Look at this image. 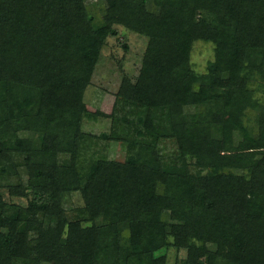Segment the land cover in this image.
<instances>
[{"label": "trees", "instance_id": "obj_1", "mask_svg": "<svg viewBox=\"0 0 264 264\" xmlns=\"http://www.w3.org/2000/svg\"><path fill=\"white\" fill-rule=\"evenodd\" d=\"M91 1L0 0V264H264V0ZM117 27L147 46L94 137L84 93Z\"/></svg>", "mask_w": 264, "mask_h": 264}, {"label": "rangeland", "instance_id": "obj_2", "mask_svg": "<svg viewBox=\"0 0 264 264\" xmlns=\"http://www.w3.org/2000/svg\"><path fill=\"white\" fill-rule=\"evenodd\" d=\"M91 4L96 9V11L93 9V12L97 15L102 4L96 0H92ZM117 30L118 36L107 38L90 84L84 93L83 109L86 111V115L83 116L81 129L86 135L98 137L102 133L109 134L111 129L109 116L123 75L130 79L137 76L147 46L146 37L127 31L122 27H117ZM123 44L127 46V50L122 47ZM212 60L211 45L200 42L194 43L191 64L196 72H205L207 63ZM93 143L95 144L88 149V154L96 153L99 156L104 153L108 159L117 162H122L127 157L126 143L116 141L106 143L103 140H97ZM160 149L164 155H167L173 151V145L169 141H164L161 143ZM20 203H24V201L20 200ZM72 205L80 206L78 196L72 198L70 206L72 207ZM166 256L167 264H185L184 252L177 253L170 250Z\"/></svg>", "mask_w": 264, "mask_h": 264}]
</instances>
